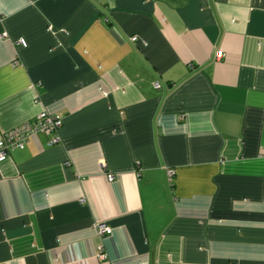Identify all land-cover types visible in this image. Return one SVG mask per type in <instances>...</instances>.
<instances>
[{"label":"crops","instance_id":"obj_1","mask_svg":"<svg viewBox=\"0 0 264 264\" xmlns=\"http://www.w3.org/2000/svg\"><path fill=\"white\" fill-rule=\"evenodd\" d=\"M42 112L0 264H264V0H0V134Z\"/></svg>","mask_w":264,"mask_h":264},{"label":"built area","instance_id":"obj_2","mask_svg":"<svg viewBox=\"0 0 264 264\" xmlns=\"http://www.w3.org/2000/svg\"><path fill=\"white\" fill-rule=\"evenodd\" d=\"M132 42L136 41V37L131 38ZM23 44V42H20ZM154 88H160L158 83L154 84ZM62 126V118L59 115H52L47 112L40 113L33 122H25L12 130L0 134V161L6 159L9 154L14 150H23L28 141L37 134H44L50 137L47 145L53 146L59 142L58 131ZM174 175L173 170H167L169 181L172 180ZM108 180L111 182L115 179L113 174L107 175ZM95 229L99 236L110 234V228L104 225H96ZM97 258L105 260L106 255L103 252V247L97 248Z\"/></svg>","mask_w":264,"mask_h":264}]
</instances>
